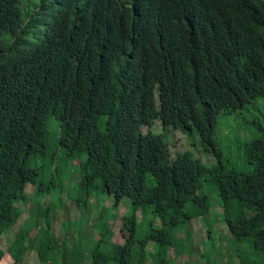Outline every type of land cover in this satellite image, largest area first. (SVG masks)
Segmentation results:
<instances>
[{"label":"trees","instance_id":"obj_1","mask_svg":"<svg viewBox=\"0 0 264 264\" xmlns=\"http://www.w3.org/2000/svg\"><path fill=\"white\" fill-rule=\"evenodd\" d=\"M257 96L264 97V0H0V240L23 213L26 186L43 194L29 162L54 147L70 158L87 154L76 186L84 206L98 188L114 206L131 203L121 217L124 242H112L101 219L89 264H145L150 241L154 264L174 261L161 256L173 230L212 217L205 181L220 197L230 236L264 251V131L245 143L249 171L224 166L215 136L219 115ZM51 117L59 123L54 140ZM156 121L196 130L216 163L189 151L172 158L163 133L142 131ZM149 207L163 225L151 221L139 239L136 210L145 218ZM43 216L47 243L32 249L34 228L23 227L0 248V264H23L28 250L43 264H85L81 245L68 255L63 244L59 261L53 217Z\"/></svg>","mask_w":264,"mask_h":264},{"label":"rangeland","instance_id":"obj_2","mask_svg":"<svg viewBox=\"0 0 264 264\" xmlns=\"http://www.w3.org/2000/svg\"><path fill=\"white\" fill-rule=\"evenodd\" d=\"M106 116H102L99 122L101 130L105 127ZM59 130V123L51 117L49 121V133L51 139H55ZM153 131L163 133L169 144L172 158L178 153L189 151L199 161L211 166L216 163L215 156L208 153L200 142L198 132L183 131L172 127L165 128L160 121H156L152 127L144 125L142 131ZM264 131V97L257 96L252 99L243 109L231 110L219 115L215 125V136L219 148L223 152L222 162L226 167H234L242 171L252 170L245 155V143L258 137ZM52 142V141H51ZM67 153L60 149L51 147L46 156L32 159L29 162L31 168L39 171V180L42 186V195L38 194L37 188L28 184L25 193L26 201L20 203L23 213L12 229L7 231L0 240V248L6 250L14 242L15 234L23 227L34 228L31 237L35 244L47 243L45 230L47 224L43 213L46 211L52 218L49 232L53 236L55 244L61 245L56 254L61 262L63 259V244L67 245L68 255L74 247L84 248L86 256L85 264H89V253L93 243L99 239L98 225L101 219L108 222L114 235L112 242L121 244L124 237L121 234V217L132 211L130 200L122 198L117 206H114V197L110 196L100 188L87 198L86 206L78 198L76 186L80 180V162L87 159L83 153L78 158H70ZM51 156H55V164H52ZM52 165L58 168V173H52ZM146 184L152 186L154 177L146 173ZM208 194L212 207L211 218L198 217L181 223L173 230V246H168L167 253L164 251L163 258L174 259L168 264H264V251L252 249L253 240L244 239L237 242L227 231L226 223L223 221V207L220 197L213 185L204 182L200 190ZM36 199V200H35ZM36 201V203H35ZM152 207L143 217L141 208L137 213V237L145 238L153 221L155 227H162L160 217H155ZM210 217V216H209ZM81 245V246H80ZM138 245V244H137ZM136 249V248H135ZM134 249V251H135ZM145 264H154L156 254V243L150 241L147 246ZM177 253H179L177 255ZM160 257L159 254L156 258ZM23 264H43L39 261L34 250H28L23 258Z\"/></svg>","mask_w":264,"mask_h":264}]
</instances>
